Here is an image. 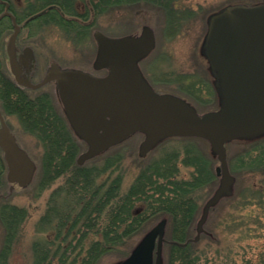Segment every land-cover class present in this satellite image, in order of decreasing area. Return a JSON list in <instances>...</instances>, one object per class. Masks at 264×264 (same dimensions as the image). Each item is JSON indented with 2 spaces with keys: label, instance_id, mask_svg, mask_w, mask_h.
I'll return each mask as SVG.
<instances>
[{
  "label": "trees",
  "instance_id": "16d2710c",
  "mask_svg": "<svg viewBox=\"0 0 264 264\" xmlns=\"http://www.w3.org/2000/svg\"><path fill=\"white\" fill-rule=\"evenodd\" d=\"M172 4L175 0H25L19 12L12 6L11 11L19 23L25 22L23 27L55 26L74 42H82L101 16L132 13L143 6L173 15L175 20L167 26L175 35L181 22ZM5 26L7 21H0V31ZM0 80L6 81L4 76ZM207 85L216 99L214 85ZM188 92L178 93L189 97ZM13 97L21 120L44 144L39 186L52 188L36 224L32 264H99L109 256H128L146 227L164 218L167 240L185 242L194 237L205 193L218 181L216 158L207 141L173 137L160 142L145 157L135 159L137 173L124 189L120 145L79 166L77 158L85 143L49 95H26L13 88ZM229 146H236L233 154L228 149L236 183L234 193L211 210L219 212L214 231L207 230L198 242L186 246L166 243L164 264H264V136ZM27 217L26 208L0 199L5 234L0 264H7ZM254 244L259 253L253 262L234 256V249Z\"/></svg>",
  "mask_w": 264,
  "mask_h": 264
},
{
  "label": "water",
  "instance_id": "95a60500",
  "mask_svg": "<svg viewBox=\"0 0 264 264\" xmlns=\"http://www.w3.org/2000/svg\"><path fill=\"white\" fill-rule=\"evenodd\" d=\"M4 17L13 24L8 52L17 81L32 89L56 82L69 124L87 145L77 159L79 166L136 133L145 136L140 156H146L165 139L196 137L209 143L220 163L216 168L219 184L202 208L193 238L168 241V221L164 218L117 264H164L165 243L186 246L198 242L211 209L234 193L236 178L229 168L227 144L264 136V3L228 6L209 18L203 51L216 78L219 108L202 114L185 98L157 92L143 74L140 62L156 45L150 26H144L136 36L111 37L100 30L94 32L98 45L94 69L106 70L104 76L63 69L53 62L44 79L33 83L20 79L17 71L15 50L21 26L12 12H4L0 20ZM0 145L8 163L11 189L15 185L28 187L37 166L5 125L0 131Z\"/></svg>",
  "mask_w": 264,
  "mask_h": 264
},
{
  "label": "rangeland",
  "instance_id": "374dc122",
  "mask_svg": "<svg viewBox=\"0 0 264 264\" xmlns=\"http://www.w3.org/2000/svg\"><path fill=\"white\" fill-rule=\"evenodd\" d=\"M5 1L10 3L18 12L25 6V0ZM256 3H264V0H175V4L172 5L177 13V19H180L181 22V26L175 35L167 26V24L173 23L175 17L173 15L166 16L162 10L149 6H143L132 13L124 11L101 16L97 19L92 32L82 42H74L72 37L70 38L62 29L55 26H42L35 29L23 27L22 33L26 36L27 43L30 44L37 56L41 72L44 73L51 62H56L62 68L81 69L97 76H104L107 73L106 70L94 69L98 51L94 32L100 30L111 37L136 36L141 34L144 26H150L156 34V45L154 50L140 62L143 74L156 91L183 97L202 114L219 108L218 92L216 91V99L209 94L207 84L214 85L216 89V78L203 51L209 18L228 6L236 4L254 5ZM23 23L25 22L23 21ZM4 33H8V35L12 33L10 21H7ZM42 76L43 74L40 75V78ZM179 91H189L187 93L189 97H184L183 94L178 93ZM41 93L48 94L56 109L62 113L54 85H49L38 92H31L32 95ZM13 126L21 146L35 161L37 168L34 179L27 188L15 187L11 189L10 185H0V195L7 196V198L1 199L3 202L7 201L28 210V217L12 244L7 264H32V242L36 237V224L46 210V203L52 188L42 190L39 186V172L43 161L44 144L34 132H31L25 126L20 117L13 120ZM25 128L27 129L25 130ZM144 137V134L136 133L121 143L120 146L117 145L119 151L125 157L124 189L130 186L137 173L135 159L141 157L139 149ZM228 149L230 154H233L236 146H229ZM85 150L86 145L83 146L81 153ZM219 164L216 158L214 169ZM218 184L219 178L215 187L205 193L206 196L201 203L200 211H202V206L213 194ZM56 186H53V188ZM218 214V211L210 212L204 225V232L207 230L209 232L210 230L214 231ZM157 222L146 227L143 234L137 238L135 245ZM4 239V230L0 226V251H2ZM255 246V244L251 245L246 250L234 249V256L237 259L245 257V260H252L253 262L257 259L256 254L259 253V248ZM126 257L109 256L99 264H117Z\"/></svg>",
  "mask_w": 264,
  "mask_h": 264
},
{
  "label": "flooded vegetation",
  "instance_id": "af4514ba",
  "mask_svg": "<svg viewBox=\"0 0 264 264\" xmlns=\"http://www.w3.org/2000/svg\"><path fill=\"white\" fill-rule=\"evenodd\" d=\"M6 2L7 1L5 0H0V6H1L0 15L6 12L7 10L11 11V4L9 3V7L7 8ZM2 20L10 21V19L7 17L3 18ZM20 25H21V32L17 36L16 50H15V60L17 64V71L19 72V78L20 79L27 78L33 83H38L46 76V73L48 69L51 67V64L53 62L50 63V65L46 68L44 73L43 71L41 72L39 67L40 65H38L39 61L37 59V56L35 55L34 50L30 47V44L27 43L26 36H24L22 33L23 24L21 23ZM11 29L13 33L12 23H11ZM4 30L0 32V77L4 76L6 81L3 82L2 80H0V131L3 129V126L5 125L8 128V130L12 133V135L15 137V141L18 144V146L26 151V149L21 146L13 126V120L17 117H20L18 113L20 106H18L19 103H15V99L13 97V88H16V90L19 91L21 90L22 93L28 95L30 92H38L41 89L48 87L49 85H54L57 97H58V92H57L56 82L54 81L46 84L45 86L39 89L29 88L25 85L20 84L17 81L12 68V60L8 52V42L12 33L8 35V33H4ZM41 74H43V76L40 78ZM43 94L48 95L46 93ZM58 101H59V105L61 106L62 113L66 118V120L68 121L59 97H58ZM26 129L27 128H25V130ZM4 184H6V186L7 185L11 186V183L8 180V163L5 157V152L2 146L0 145V185L3 186ZM4 198L5 196L3 195L2 197H0V199H4Z\"/></svg>",
  "mask_w": 264,
  "mask_h": 264
}]
</instances>
